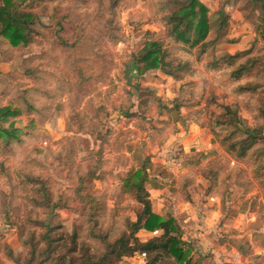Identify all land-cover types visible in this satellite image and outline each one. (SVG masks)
<instances>
[{
  "label": "rangeland",
  "instance_id": "obj_1",
  "mask_svg": "<svg viewBox=\"0 0 264 264\" xmlns=\"http://www.w3.org/2000/svg\"><path fill=\"white\" fill-rule=\"evenodd\" d=\"M182 1L9 0L10 8L33 15L29 25L34 39L13 47L0 38V109L21 112L17 117L0 116V126L36 134L38 140L27 143L26 160L36 150L40 164L30 167L32 184H21L14 168L21 160L15 152L12 157L3 151L0 142V263L61 264L64 256L62 264L97 262L107 243L117 239L126 230V221L134 220L139 211L121 187L130 170L149 159L145 186L156 209L161 200L153 187L161 191L166 187L172 194L185 162H201L199 153L184 156L180 139L191 133V127L213 136L217 131L238 144L246 137V128L264 126L261 2L235 0L236 9L230 11L239 16L234 19L225 10L226 0L212 3L208 15L215 18L222 9L228 21L218 33L213 28L200 54L199 47L185 53L166 37L161 17ZM152 39L164 42L171 52L166 60L172 59L173 66L188 64L176 71L177 78L163 79L138 76L133 62L128 84L126 62ZM217 45L219 54L214 51ZM229 54L237 56L226 69ZM246 61L250 65L242 79L251 81L254 91H238L228 78L232 68ZM207 64L221 69L211 70ZM82 76L87 80L80 82ZM30 88L39 92L32 98L40 109L37 114H29V103L23 99ZM227 106L235 108V115ZM179 131L184 135L177 136ZM223 157L228 163L227 156L215 155L221 162ZM199 164L191 166L196 175L202 174ZM238 169L240 188L236 187L238 194L243 193L235 201L238 210L246 211L244 200L251 199L249 207L256 212L253 227L263 228L257 183L249 179L245 162L240 161ZM79 186L81 196L75 194ZM182 197L175 195L176 200ZM165 204L174 210L170 201ZM48 251L52 252L45 260ZM108 259L107 264L138 262L110 254Z\"/></svg>",
  "mask_w": 264,
  "mask_h": 264
},
{
  "label": "trees",
  "instance_id": "obj_2",
  "mask_svg": "<svg viewBox=\"0 0 264 264\" xmlns=\"http://www.w3.org/2000/svg\"><path fill=\"white\" fill-rule=\"evenodd\" d=\"M253 1L261 2V9L264 12V0ZM217 15L215 18L210 17L207 6L201 0H184L176 10L169 14H163L161 19L165 26L166 37L171 43L184 48L182 50L185 53L191 52L194 47H199V53L203 54L209 33L213 28L216 33L220 32V29L228 21V16L225 15L222 9H218ZM32 18L33 15L31 13H22L18 9L10 8L9 0H5L0 5V38L13 47L26 45L34 39L33 30L29 25L32 22ZM261 20L264 24V15ZM170 53V50L167 49L162 40L152 39L146 41L140 49L132 54L133 62L136 66V74L141 76L149 70H159L172 78H177L176 71L184 68L188 62L182 65L177 62L173 66L172 59L166 60ZM236 56L228 55V61L224 62L226 69L232 65L231 60ZM191 65L192 62L188 66ZM249 65V62L247 63L246 61L229 71L228 78L236 84L238 91L255 90V87L251 85V81L242 79ZM206 66L211 70L221 69L217 64H207ZM86 80L87 78L82 76L80 82ZM37 93H39L37 89L33 88L24 90L23 99L24 102L28 101L29 103V114H37L40 110L35 106L32 99L34 95H38ZM234 105L237 107L236 104ZM227 107V112L235 115V108L232 109L233 106ZM20 114L21 112L15 108L6 107L0 109V116L17 117ZM260 114L264 120V111H260ZM241 120L244 121L243 118ZM263 128L264 126L261 123L255 124L252 128H246V137L238 144L230 143L228 137L222 138L217 132L215 137L219 146L228 154L229 159L239 162L243 161L248 165L250 177L256 181L264 193ZM36 138V134H32L24 128L0 126V142H3V149L16 152V149L20 150L19 148H22L25 144L38 140ZM38 153L36 150L30 152L29 158L27 160L25 158L26 164L29 165L28 168L16 171L21 184H32L34 175L30 167L40 164ZM150 171V161L148 159V162L146 161L142 166L130 170L123 178L121 187L123 191L131 194L135 202L140 206L139 211L135 214L134 220L126 221V230L112 243H107L105 254L97 262L85 260L82 264H107L109 254L115 255L117 259L130 257L134 254L144 255V261L139 264H192V248L189 245L190 243L183 239V230L179 221L172 215H159L152 211L150 195L145 187V183L150 177ZM218 175H220V171L213 173L210 180V191H213L215 187L218 192L226 188L224 181L218 183ZM228 177L232 178L233 176L229 174ZM237 179L236 173V182H238ZM192 182L193 177L191 174H187L180 180V186L185 188ZM80 188L81 186L75 188V194L79 196H81ZM140 230L150 233L159 231V234L142 240L138 236ZM51 252H46L45 260L50 258L49 254ZM60 260L62 264L65 256Z\"/></svg>",
  "mask_w": 264,
  "mask_h": 264
},
{
  "label": "crops",
  "instance_id": "obj_3",
  "mask_svg": "<svg viewBox=\"0 0 264 264\" xmlns=\"http://www.w3.org/2000/svg\"><path fill=\"white\" fill-rule=\"evenodd\" d=\"M215 1L220 3V0H201L207 8ZM234 5H236L235 0H226L225 10L231 19L239 16L237 12L235 15H231V11L233 12L236 9ZM238 11L244 12V10ZM216 48L218 49L214 51L219 54L221 49H219L218 45ZM152 71L149 70L143 75L153 74L163 79L171 78L159 70ZM189 131L191 133H185L184 138L180 139L184 156L185 158H192L196 153H199L202 157L199 158L201 162L197 160L200 163L197 169L202 174L196 175L192 168V165L194 163L197 164V162L186 161L184 165L186 170L177 176L175 187L172 188V194L166 187L162 191L159 187H153L155 192L159 194L157 199H160L161 203L156 209L153 208V201L150 196L152 211L159 215H172L179 221L183 230V239L190 243L189 245L192 248V264H264V227L259 229L253 227L256 221L254 215L256 212H253V208L249 207V205L251 206V199L249 201L247 199L244 200L247 206V210L244 212L243 210H238L235 202L239 195L243 194L242 192L238 194V185H236L238 182H236V173L234 174L240 162L229 159V162L226 163L224 157L222 162L219 159H215V155L228 157V154L219 146L216 137L205 134L204 130L197 128V126L191 127ZM179 135H184V133L179 131L177 136ZM29 146V144H25L24 148H20L21 152L3 150L5 152L9 151L8 154H11L12 157L16 153V157L21 160V165L16 164L17 166L14 167L15 171L28 168L29 165L26 164L25 158ZM157 152L156 154L159 156L163 154L160 148ZM224 169L227 173L224 172ZM240 170L238 169L236 172ZM216 171H220L218 183L224 181L226 185V188L221 189L219 192L215 190L217 189L216 187L215 189L213 188V191H210V180ZM187 174H191L193 182L182 188L180 180ZM229 174L233 177L229 178ZM248 177L251 181L254 180L250 175ZM257 187L259 189V195H256L259 201L258 207L261 211H264V193L258 185ZM175 195L184 197H182V200H176ZM166 201L171 202L174 210L165 204ZM231 212L233 215L230 214ZM220 228H223L224 235H221ZM156 234H159V231L150 233L140 230L138 232L139 237L145 236L142 240ZM130 257L138 259L136 264L144 261V255L134 254Z\"/></svg>",
  "mask_w": 264,
  "mask_h": 264
},
{
  "label": "water",
  "instance_id": "obj_4",
  "mask_svg": "<svg viewBox=\"0 0 264 264\" xmlns=\"http://www.w3.org/2000/svg\"><path fill=\"white\" fill-rule=\"evenodd\" d=\"M133 64V61H127L126 62V68L124 71L126 82L129 84L131 82V78L129 76L131 66Z\"/></svg>",
  "mask_w": 264,
  "mask_h": 264
}]
</instances>
